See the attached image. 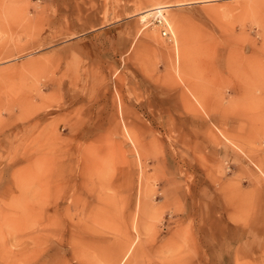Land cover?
<instances>
[{"label": "rangeland", "instance_id": "1", "mask_svg": "<svg viewBox=\"0 0 264 264\" xmlns=\"http://www.w3.org/2000/svg\"><path fill=\"white\" fill-rule=\"evenodd\" d=\"M143 1L0 0V264H264V0H183L170 37ZM206 178L222 220L189 221Z\"/></svg>", "mask_w": 264, "mask_h": 264}, {"label": "crops", "instance_id": "2", "mask_svg": "<svg viewBox=\"0 0 264 264\" xmlns=\"http://www.w3.org/2000/svg\"><path fill=\"white\" fill-rule=\"evenodd\" d=\"M107 29L108 28H105L103 31H106ZM235 156L236 155L231 152L227 144H222L219 146V160L225 162L229 170H235L234 164L238 161L237 157ZM223 178L225 179V177L222 176V180ZM214 180L206 178L193 190L194 200L196 203L188 202V204H186V200L183 199V207H186L183 208V211H185L184 216L186 219H189V221L192 220L193 215L196 213H198L199 216L202 213H209V216H211V212H213V216L215 219H221L219 211L224 209L220 207V202H223L225 204L226 200L220 183L216 182L218 184L217 185ZM189 206L191 208H189ZM189 216H191V218H189ZM190 227H194V222ZM233 228V233H230L229 237L230 240L237 239V241H234L236 249H240L243 253L253 252L258 249L262 238V235L260 233H258L257 235L252 231L250 232L249 230L243 228L240 224L233 225ZM221 253L222 252L215 255V257L221 255ZM228 256L229 252L223 250V260L229 259Z\"/></svg>", "mask_w": 264, "mask_h": 264}, {"label": "bare ground", "instance_id": "3", "mask_svg": "<svg viewBox=\"0 0 264 264\" xmlns=\"http://www.w3.org/2000/svg\"><path fill=\"white\" fill-rule=\"evenodd\" d=\"M171 1H176V2H171ZM145 2V4L146 3H148V2H146V0L145 1H143L142 3H144ZM186 3H189V2H187V1H183V0H165V1H159V0H157V3H153V1H152V3L150 2V4L148 5V7H145L144 9H141V8H139V9H141V10H138L136 13H134V14H138V15H140V14H147V11H150V12H148V13H150L151 15H150V17H152V20H153V18H155L156 16H158L159 14L160 15H162V16H165L166 14L165 13H169L170 12V9H171V7H173V6H175V5H181V4H186ZM141 4H139V7H141L140 6ZM144 6V5H143ZM174 13H172V18H173V20L175 21V25H176V27H177V30L178 31H182V30H184V24H183V21L181 20V18L179 17V16H177V15H173ZM182 16H184V15H182ZM140 19V18H139ZM168 19V18H167ZM170 19H168L167 21H169ZM140 23H143L142 25V28H141V30H140V32H142V31H144V29H146V28H148V24L145 22V21H142V19H140ZM184 21H185V19H184ZM170 22V21H169ZM168 22V23H169ZM170 24V23H169ZM175 27V26H174ZM140 28V26L138 27V29ZM171 30V29H170ZM149 31V30H148ZM152 31V30H151ZM143 34H145L146 35V33L145 32H142ZM175 33H177V32H175ZM182 33L183 32H181V35H180V37H181V39H182ZM141 34V33H140ZM179 34L180 33H178V37H179ZM142 35V34H141ZM144 35V36H145ZM174 35V34H173ZM149 37L151 40H153L156 44H157V46H159V47H161L162 45H164L166 48L167 47H171L172 49L170 50V54H171V57H173V54L176 56V57H178V58H180V56H182L181 54H183L182 53V44L180 45V43H179V41L182 43V41H181V39L180 38H178L177 37V39L174 37V43L173 44H171V45H169V46H167V44L165 43V42H163V40L158 36V34H156V33H154L153 31L152 32H148L147 33V35H146V37ZM176 39V40H175ZM179 40V41H178ZM141 44H142V42H141ZM145 44V43H144ZM182 47V48H181ZM168 49V48H167ZM169 50H167V51H169ZM169 53V52H168ZM169 54V55H170ZM174 56V57H175ZM181 59H182V57H181ZM181 59H179V60H181ZM178 60V61H179ZM176 61V60H175ZM180 62L181 61H179L178 63H179V65H180ZM176 64H177V62H176ZM128 128V127H127ZM129 129V128H128ZM127 129V130H128ZM129 133H130V131H128ZM128 133V134H129ZM131 136V135H130ZM137 149V148H136ZM139 150V149H138ZM138 150H136L137 151V153H140V151H138ZM140 155V154H139ZM44 183V182H43ZM47 190H48V188H47ZM47 190H45V191H47ZM45 193H47V192H45ZM145 193V192H144ZM44 194V193H43ZM147 197V196H146ZM149 197V196H148ZM145 198V197H144ZM144 198L142 197V198H140V203L139 204H141V205H145L146 203H145V200H144ZM150 200V199H149ZM40 216V215H39ZM38 216V217H39ZM137 228V227H136ZM131 249V248H130ZM130 249H128V251L126 252V253H124V255H123V257H122V259L121 258H118L119 259V263L118 264H124L126 261L125 260H127V258H128V254L131 252V250ZM121 259V260H120Z\"/></svg>", "mask_w": 264, "mask_h": 264}, {"label": "built area", "instance_id": "4", "mask_svg": "<svg viewBox=\"0 0 264 264\" xmlns=\"http://www.w3.org/2000/svg\"><path fill=\"white\" fill-rule=\"evenodd\" d=\"M153 21L161 27V32L163 36L170 37L172 32L170 30L168 21L166 20L165 16L158 15L155 18H153Z\"/></svg>", "mask_w": 264, "mask_h": 264}]
</instances>
